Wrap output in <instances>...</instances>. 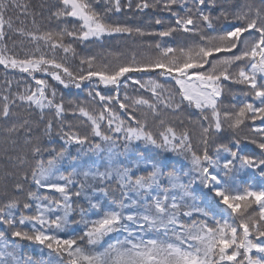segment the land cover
I'll return each instance as SVG.
<instances>
[{
	"label": "snow or ice",
	"instance_id": "snow-or-ice-1",
	"mask_svg": "<svg viewBox=\"0 0 264 264\" xmlns=\"http://www.w3.org/2000/svg\"><path fill=\"white\" fill-rule=\"evenodd\" d=\"M177 0H167L163 4L166 11H171ZM63 6L59 8L54 16L61 18H75L78 27L72 30L63 28L53 32L51 30L37 34V32H26L23 28L13 30L11 17L7 15L10 9L27 8L20 5L17 0H0V43L6 37L11 38L9 30L14 31L21 37H28L30 42L36 44L34 52H27L19 57L15 52L8 54L5 46L0 47V65L5 69H19L27 73L35 81V91L26 89L25 94L19 95L18 99L28 104H34L43 112L44 109H53L57 117L65 114L63 96L58 101L56 88L52 87L46 79H38L34 73L45 74L52 80L58 82L65 89L73 86L81 89L85 81H89V96L97 101L101 110L93 114L83 106H76L73 115L79 113L80 117L90 122V134L100 138L107 143L108 151L111 153L116 145L117 139L122 134L125 142L144 141L165 151L188 154L191 157V167L183 175L188 177L187 183L180 182V177L175 171L165 173L156 164L152 165V171L148 176H135L131 169L123 166H105L103 171L94 167L87 171H77L79 162L77 157L70 153L66 155L70 145H89V135L81 134L72 130L68 125V131L61 130L59 139L63 141L60 150H51V159L40 160L30 173H26L21 181L14 185V191L24 194L29 200L46 201L47 203L36 205L35 215H21L19 220L13 216L12 210L20 205L18 201L11 200L8 204L0 207V224L15 229L17 224L23 225L31 221L32 231L12 230L11 236L24 241H32L46 247L50 254L56 257L49 260L48 264H264V188L254 190L252 188L239 189L234 183L233 169L238 162L241 168H260L264 175V142L258 144L261 149V158L241 155L221 144L224 152L229 157L221 158L220 148L216 149L214 155L209 154V142L213 135L221 134L224 123L230 129L239 128L245 119L252 121L260 119L264 123V12L256 10L254 14L249 13L237 16L242 23L231 25L222 34L214 37L201 35V43L193 46L173 47L167 42L155 45L156 55L150 58L131 59L117 64L115 67H95L94 56L81 59V67L76 72L70 70L63 62H57L56 49L64 53L75 54L74 42H84L91 39L99 40L105 35L121 34L131 37L132 35H156L160 38L173 37L174 34H196L200 31V24L216 31L214 18L209 8H215L216 0H195V11L187 8L186 14L172 12L175 17V26H169L157 33H146L139 27L129 26L122 22H105L101 14L95 11L87 0H60ZM127 6L131 8L132 0H127ZM137 9L155 8V3L148 0H140L135 5ZM181 7H184L181 5ZM108 12L121 11V0H114ZM228 19L227 15L221 13L215 19ZM35 23V21H33ZM156 24H161L157 19ZM65 37L70 42L65 44ZM43 41L51 50V55L40 52L39 43ZM225 55L217 56L216 54ZM230 54V55H229ZM216 57L209 61V57ZM237 62H245L247 71L240 68L235 77L229 73L228 68ZM205 65H209L205 68ZM239 67V65H238ZM132 74H141L140 78H134ZM164 77L170 79L177 86L175 93L168 91L164 84L158 79L143 80L144 75ZM260 77L259 81L257 77ZM224 82L245 84L251 90L252 95L259 99V106L254 103L243 102L238 111L229 112L227 109L221 113L218 101L222 95ZM131 83L139 89H146L152 100L143 97L130 100L127 92L121 99V90L127 89ZM100 85L108 88L112 94L105 95L95 89ZM167 96H164L165 92ZM175 96H179L177 102ZM5 104L0 108V116L5 122L11 118L8 96H4ZM125 101H130L126 103ZM187 102V103H185ZM118 105L122 117L113 110V104ZM194 107L201 113V135L199 139V150L194 148L192 138L187 130L177 133L174 127L167 124L163 119L159 121L160 128L155 132L148 126L146 119L137 116V108H146L154 117L159 115L160 107L172 111ZM206 111L209 115L204 114ZM148 112L144 113L145 117ZM249 114H251L249 116ZM63 125V121H60ZM28 124L24 120L19 125L11 124L6 128L10 135ZM102 125L112 135L102 130ZM53 124L47 121L45 134L51 136ZM254 132L264 135V127L252 129ZM256 143L255 140L252 141ZM240 141L233 142V147L239 148ZM95 151L104 149L100 144H95ZM32 151L40 155L42 148L36 145ZM72 161V172L63 175L58 164ZM24 161H21L23 163ZM83 175L85 179L98 181L88 185L91 192L100 193L106 197L109 184L117 182L122 190L123 199L116 201H105L101 203V196L95 200L84 195L86 185L75 179ZM165 175L171 187L183 190V196L177 200L175 194L169 196L167 190L163 194H154L155 189L160 187V180ZM30 183L37 189L48 192L59 193L60 199H52L49 196L38 195L31 188L25 192V184ZM79 185V190L70 191L74 185ZM197 185L199 190L205 194L206 207H198L195 204L189 210L182 211L185 207V197L191 196L192 186ZM155 186V187H154ZM126 190V191H125ZM128 192L132 196H128ZM84 195L87 208L73 207V196L79 198ZM256 205L258 211L255 216L245 213ZM24 209L32 207L30 203H23ZM74 212H78L81 219L79 223L84 225L82 234L61 237L52 230H63L71 223ZM91 212L95 218H86ZM62 213V214H59ZM209 213H212V223L208 222ZM199 216L201 219H197ZM219 217V219H216ZM184 218H187L186 220ZM39 225V227H37ZM154 232L158 236L164 235L166 239L152 238L145 240L136 237L140 232ZM127 236L120 240L117 236L116 243L109 245L104 250H98V245L104 237L110 234H123ZM171 233L172 239H167ZM0 241H3V250L0 251V264H20L14 261V252H9V245L5 232L0 231ZM257 256L254 258L252 253Z\"/></svg>",
	"mask_w": 264,
	"mask_h": 264
},
{
	"label": "trees",
	"instance_id": "trees-1",
	"mask_svg": "<svg viewBox=\"0 0 264 264\" xmlns=\"http://www.w3.org/2000/svg\"><path fill=\"white\" fill-rule=\"evenodd\" d=\"M92 4L95 11L99 12L103 17L105 22H122L127 23L132 27H139L146 33H157L159 31L165 30L169 26H175V17L172 12L179 13L180 16L186 14L187 8H193L195 11V0H177V3L172 7L171 11H166L163 8V4L167 0H148V2L155 3V8L147 9H137L135 5L140 2V0H132V7L127 6V0H121V11H111L108 12L107 9L112 7L114 0H87ZM20 5H27V8H13L7 13L11 17L13 30L23 28L24 31L37 32V34L44 31L51 30L53 32L59 31L63 28H68L72 30L74 26L78 27V21L75 18L67 17L58 20L54 13L61 7L60 0H17ZM183 5L184 7H181ZM254 14L256 10H261L264 12V0H216L215 8L206 9V11H211L214 18V28L216 31L204 27L200 24V31L196 34H174L173 37L160 38L156 35H144L137 36L132 35L131 37L121 34L107 35L100 38L99 40L91 39L84 42H74L73 48L75 49V54L64 53L61 49H56L55 55L57 62L65 63L66 67L70 70L76 72L81 67L87 68V65H81V59L92 57L96 58L95 67L107 66L109 68L115 67L117 64L125 62L135 56L137 59L154 57L157 53L154 47H149V45H155L156 43L167 42L173 47H183V46H193L201 43V35L208 38L218 36L223 33L225 29H228L231 25H236L242 23L243 21L237 19V16L249 13ZM221 13L227 15L228 19H215L220 17ZM161 20V24H156L155 21ZM35 21V23H33ZM9 35L11 38L5 39L4 42L0 43V47L6 45L8 49V54L15 52L19 57H23L27 52H34L36 49V44L30 42L28 37H21L17 35L14 31L9 30ZM69 38L65 37L64 43H69ZM40 47V52L47 53L51 55L50 48L44 44L43 41L38 42ZM217 56H223L224 53L216 54ZM230 55V54H229ZM214 57H209V61H213ZM239 65V67H238ZM209 65H205L208 68ZM244 68L248 70L245 66V62H237L228 68L230 74L234 77L238 74L239 69ZM38 79H46L48 83L56 88L57 100L59 101L61 96H63L65 114L61 117H57L53 109H44L41 112L34 104L30 105L28 102H22L18 99L19 95L25 94L26 89L29 91H35V81L27 73H22L19 69H5L4 66L0 65V108L5 104L3 100L4 96H8L11 118L5 122L2 116H0V207L8 204L11 200H16L19 203V207L12 210L13 216L18 221L21 215H35L36 205L47 203L46 201H33L29 200L26 195L18 194L14 191V185L17 181H21V178L26 174L30 173L33 168L37 166L40 160L46 161L51 159V150H60L63 147V141L59 139L61 130L68 131V125H72V130L79 132L81 134L89 135V145H70L67 148L66 155L69 153L77 157L79 162V168L77 171H87L94 167H98L100 171H103L105 166H111L113 162L116 166L128 167L131 169V173L135 176H148L152 171V165L156 164L165 173L175 171V174L180 177V182L187 183L188 177L184 176V172H188L191 164V157L188 154H181L177 152L165 151L163 149L157 148L156 146L146 143L144 141H131L125 142L123 135L121 134L117 139L116 145L113 151L110 153L108 145L102 142L100 138L94 137L90 134V122L86 118L80 117L77 112L73 115V111L76 106H83L87 108L93 114H98L101 110L100 104L93 100L89 96V81H85L81 89H76L73 86L65 89L58 82L51 79L45 74L39 72L34 73ZM134 78H140L141 74H132ZM148 79H158L161 84L165 85L168 91L175 93L177 86L173 81L164 77H157L155 74L152 76L144 75L143 80ZM258 81L260 77H257ZM100 91L102 94L109 95L112 94L110 91V86L106 88L100 85L99 88L95 89ZM127 92L130 100L137 98H145L152 100L151 94L146 89H139L138 86H134L129 83L127 89L121 90V99H123L124 92ZM168 92L164 93L167 96ZM175 100L179 102L180 97L175 96ZM130 103V101H125ZM243 102L254 103L259 106V99L252 95L251 90L245 84L224 82L222 95L218 101V107L223 113L225 109L229 112L238 111L239 107L242 106ZM187 103V102H185ZM113 110L118 112L122 117L124 113L118 108L115 103L112 105ZM148 112L146 108H137L138 118L144 120L146 119L148 126L155 132L160 128L159 121L163 119L167 124L175 128L177 133L187 130L192 138L194 148L199 150L200 144L199 139L201 135L200 124L207 122L201 120V113L194 107L184 108L182 105V110L172 111L170 109H165L160 107L159 115L153 116L148 112L145 117L144 113ZM204 114L209 115L211 119L210 112L206 111ZM251 114H249L250 116ZM126 120L127 118L124 117ZM24 120L28 121V124L23 128H18V131L12 134H8L5 130L11 124L19 125ZM52 121L53 127L51 130V136L45 134V125L47 121ZM63 121L61 125L60 121ZM257 127H264V123L260 119L252 121L250 118L245 119L244 124L239 128L230 129L227 124L224 123V130L221 134L213 135L212 140L209 142V154L214 155L216 149L220 148L221 158L229 157V153L224 152L221 144L231 148L233 151H238L241 155H247L254 157L256 159L261 158V149H259L258 144L264 142V135L254 132L252 129ZM102 130L107 134L112 135L107 129L102 125ZM239 140V148L233 147V142ZM255 140L256 143L252 141ZM95 144H100L104 151L97 152L94 149ZM39 145L42 148V153L40 155L35 154L32 149ZM230 158V157H229ZM21 161H24L21 163ZM236 163V168L233 169L232 176L234 177V183L239 189L252 188L254 190H259L264 188V175H261L260 168H241L238 162ZM72 161H66L63 164H58L57 167L60 168L63 175H70L72 172L71 167ZM80 183L86 185L84 189V195L89 196L93 200L97 196H101L100 193L91 192L88 190V185H95L99 183L98 181H93L90 178L85 179L83 175L75 177ZM155 187V186H154ZM31 188L32 191L37 192L41 196H49L52 199L59 200L60 194L48 192L44 189H37L30 183L25 184V192ZM191 196L185 197L183 203L182 211L189 210V207L195 204L198 207H206L205 192H201L197 185L192 186ZM79 190V185H74L70 191ZM167 190L169 196L175 194L177 200L183 196V190L180 188H173L170 186L168 181V176L165 175L160 180V187L155 189L154 194H163ZM126 191V190H125ZM84 195L77 198L73 196L72 202L73 207H84L87 208V203L84 199ZM128 196H132L131 192H128ZM127 202V199L122 196V190L119 188L117 182L113 181L109 184V191L106 197L101 196L100 202L103 204L105 201L111 202L116 201L119 203L121 200ZM30 203L32 207L29 209H24L22 207L23 203ZM258 211L256 205H252L247 212L246 216H255ZM62 214V213H59ZM86 218H95L91 212L87 213ZM197 219L201 217L197 216ZM74 219L77 223H71L63 230H52L55 234L66 237L72 234L80 235L84 229V225L79 223L81 217L78 212H74L70 220ZM185 220L187 218H184ZM219 219V217H216ZM208 222L212 223V213H209ZM31 221H26L23 225L17 224L15 229L9 228L6 225L0 224V231L5 232L6 240L9 245L8 251L14 252V261H20V264H48L49 260H55L56 257L50 254L49 250L39 245L38 243L32 241H24L19 238L11 236L12 230H22V231H32ZM39 227V225H37ZM123 240L127 233L123 234H110L103 238V240L96 245L98 250H104L109 245L116 243V238ZM143 238L145 240L158 238L160 240L166 239L164 235H157L154 232L140 234L136 237L137 239ZM167 239L171 241L172 235L168 233ZM3 241H0V251L3 250ZM255 258L257 254L255 251L252 253Z\"/></svg>",
	"mask_w": 264,
	"mask_h": 264
},
{
	"label": "rangeland",
	"instance_id": "rangeland-1",
	"mask_svg": "<svg viewBox=\"0 0 264 264\" xmlns=\"http://www.w3.org/2000/svg\"><path fill=\"white\" fill-rule=\"evenodd\" d=\"M105 36H107V35H105ZM105 36H103V37H105ZM102 38V37H101ZM94 39V38H93Z\"/></svg>",
	"mask_w": 264,
	"mask_h": 264
}]
</instances>
